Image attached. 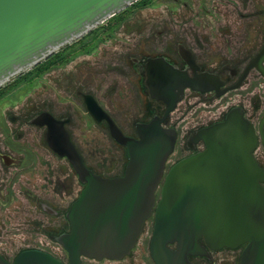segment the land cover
Returning a JSON list of instances; mask_svg holds the SVG:
<instances>
[{
    "label": "water",
    "instance_id": "95a60500",
    "mask_svg": "<svg viewBox=\"0 0 264 264\" xmlns=\"http://www.w3.org/2000/svg\"><path fill=\"white\" fill-rule=\"evenodd\" d=\"M138 0H0V87L32 69ZM264 46L252 64L260 66ZM153 94L175 108L186 87L207 91L184 71L157 70ZM87 107L105 118L124 145L123 174L103 177L89 168L64 128L54 148L71 160L85 187L67 212L70 231L56 236L69 264L83 256L120 260L130 255L154 217L150 253L155 264H197L191 255L239 248V264H264V167L254 156L257 137L238 109L227 119L197 130L189 140L205 148L181 158L166 172L177 131L158 121L138 123V137L125 134L95 99ZM41 116H47L43 114ZM166 173V174H165ZM162 186L157 200V190ZM65 264L48 251L26 249L9 263Z\"/></svg>",
    "mask_w": 264,
    "mask_h": 264
},
{
    "label": "rangeland",
    "instance_id": "374dc122",
    "mask_svg": "<svg viewBox=\"0 0 264 264\" xmlns=\"http://www.w3.org/2000/svg\"><path fill=\"white\" fill-rule=\"evenodd\" d=\"M259 16H264V0H150L148 4L135 7L122 20L99 35L94 43L82 48L81 54L66 63L76 67L81 62V89L92 91L118 124L127 133H132L136 131L135 123L143 118L144 110L136 82L137 74L129 61L132 55L139 56L142 52L143 36L150 37V47L158 45L160 30L187 37L196 49L208 48L210 45L222 46L226 36L232 38L239 34L243 37L248 31H255L254 25ZM212 39L220 43L212 44ZM244 47L246 50L247 45ZM58 68L63 69L64 66L54 69ZM67 70L69 73L72 70L74 74L77 73L76 69ZM29 76L25 74L19 80L9 81L0 95V143H4L7 137L15 141L16 128H22L25 137L29 139L37 136L39 143L44 137L42 128L27 124L24 120L47 108L51 90L44 84L48 83L51 76L48 68L31 79ZM258 92L263 105L264 88L260 87ZM82 103L81 96V132L75 130L74 135L81 145V153L87 164L105 174H123L128 161L126 148L115 142L108 127L97 124L84 112ZM226 106L221 98L214 95L212 98L205 95L192 96L186 91L171 115L170 124L178 130V140L167 167L193 151L186 144L190 131L210 120L222 118ZM69 111L62 110L61 113ZM5 115L8 123L3 122L2 116ZM10 115L19 116L21 121L11 122ZM4 123L10 129H4ZM78 133L80 136H77ZM38 147L42 153L46 152V146ZM47 158L52 159L56 174L58 163L63 159L56 155H48ZM1 181L0 186H4L5 194L0 197V251L8 258H14L22 249L40 247L66 260L64 247L51 237V233L59 234L70 229L65 212L76 198H64V211L58 216L45 214L40 208L36 212H29L26 204L28 200L19 189L16 188L15 196H11L6 189L8 182ZM157 194L160 197L161 193ZM43 195L51 197V193ZM55 200L59 203L61 201L58 197ZM153 227L152 218L146 222L132 253L125 258H89L86 261L82 257V264H155L150 253ZM240 256L241 248L225 247L212 251L210 258L200 255L192 258L197 264H239Z\"/></svg>",
    "mask_w": 264,
    "mask_h": 264
},
{
    "label": "flooded vegetation",
    "instance_id": "af4514ba",
    "mask_svg": "<svg viewBox=\"0 0 264 264\" xmlns=\"http://www.w3.org/2000/svg\"><path fill=\"white\" fill-rule=\"evenodd\" d=\"M258 18L259 19L256 20L254 25L256 28L255 31H248L243 37L239 34L234 35L232 38L226 36L222 46L210 45L208 48L196 49L189 43L187 37L183 38L181 35L178 36L176 32L167 33L165 30H160L158 31V38H160L158 45L156 47H150V37L143 36L142 47L140 49L142 52L139 56L132 55L129 61L130 66L137 74L136 82L144 110L143 118L135 123L136 131L132 133H127L123 127L118 124L110 111L92 91L81 89V62L76 64V67L72 64L68 66L66 63L76 55L81 54L82 48L94 43L99 35L103 34L106 29L112 27L115 20L108 19L79 37L77 40L61 47L46 59L39 62L32 69L28 70L29 72L31 71L30 74H28L30 75L29 78L31 79L38 75L40 73V68L46 61V67L50 72L51 78L48 80V83L44 85L51 90V97L48 100L46 109L35 112L32 116L26 118L24 122L42 128L44 130V137L41 138L39 143L37 141V136H33L32 139H29L25 137L22 128L19 130L16 128L15 141L7 137L4 143H0V180H2L1 182H8L6 188L8 193L11 194V196H15V189L18 188L23 197L28 200L26 204L28 205L29 212H36L37 209L40 208L45 214L51 216H58L63 213L64 207L62 205L64 203V198L74 196V198L77 199L81 195L86 184L81 181L69 157L61 155L54 148V146H60L61 138L57 136V133L61 132V129L64 128L69 136L71 144L80 155L82 154L81 145L78 144L74 135L75 130L81 132V117H83L81 113V96L84 112L97 124L108 127L110 131L109 123L105 118L100 121L95 119L87 107V100L91 101L95 99L103 110L115 120L125 134L138 137V123H149L155 120L163 127L176 129L175 126L170 124L171 115L178 107V104L183 100L186 91H189V95L192 96L205 95L212 98L214 95L217 98H221L224 104L227 105L225 114L220 119L210 120L206 124L190 131L186 144L188 147L192 148L193 151L183 157L205 148L202 140L196 142L189 140L192 134L205 126L227 119L233 109H238L253 126L257 137L253 153L260 165L264 167V102L262 105V102L259 100L260 94L258 92L260 91V87L264 88V73L256 64H252L264 46V16H259ZM211 42L212 44L220 43L218 40H213ZM245 44L247 45L246 50L244 47ZM104 53L107 54L106 50H104ZM248 54L250 57H247ZM60 66H64V68L54 69ZM260 66L264 68V59L260 61ZM70 68L71 70L76 69L77 73L74 74L73 70L69 73L67 69ZM169 69L184 71L190 78L194 79L195 83L201 84L202 86H213V88L202 91L192 87H186L177 101L175 108L166 115L169 106L168 103L164 98L153 94V92L155 90V80L158 75L157 70L164 72ZM28 71L21 73L12 80L19 79L20 76L27 74ZM158 79L160 80L159 75ZM7 84L8 83L0 87V95L6 89L4 87H6ZM68 109L71 111L61 113L62 110ZM43 114L47 116H41ZM9 117L11 122L21 121L17 115H10ZM2 118L4 119L3 122L8 123L6 115L2 116ZM1 122L2 121H0V123ZM3 125L6 126L3 127L4 129H10L7 124L5 125L4 123ZM176 131L178 136V130L176 129ZM77 136H80V133H78ZM115 142L125 148L124 145L116 140ZM39 145L46 146L45 153L39 150ZM48 155H56L63 159L58 163L56 174L52 159L47 158ZM84 161L89 168L103 177L121 175L105 174L101 170L87 164L85 158ZM171 166L166 167V172ZM81 184L83 185L82 189ZM161 189L162 186H159L157 193H161ZM4 190V186H0V197L5 194ZM43 193H51V197H44ZM56 197L61 200L60 203L55 200ZM76 199H74L72 203ZM158 199L159 197H157V200ZM70 206L65 212L67 219V212ZM152 218L154 219V217H151L148 220ZM50 228H53V226L50 225ZM68 231H70V229L67 231L64 230L59 234L51 233V237L56 239L57 235ZM244 246L245 245L239 247L241 251ZM26 249H41L52 253L40 247L22 249L14 258H8L4 252L0 251V253L9 263H14L16 257ZM66 253V260L52 254L63 263L69 264L68 252L66 251ZM193 256L199 255H191L192 260ZM83 257H85L86 261L89 259V257ZM80 264H82V259H80Z\"/></svg>",
    "mask_w": 264,
    "mask_h": 264
},
{
    "label": "trees",
    "instance_id": "16d2710c",
    "mask_svg": "<svg viewBox=\"0 0 264 264\" xmlns=\"http://www.w3.org/2000/svg\"><path fill=\"white\" fill-rule=\"evenodd\" d=\"M149 2H150V0H138L135 3H133L132 5H130L129 7H127L126 9H124L123 11H121L118 14L114 15L113 17L110 18L112 20H115V22L112 24V26L115 25L116 23H118L120 20H122L130 12H132L135 7L148 4ZM46 68L47 67H46V61H45V63L40 68V72L44 71ZM30 72L28 71L27 74H30Z\"/></svg>",
    "mask_w": 264,
    "mask_h": 264
}]
</instances>
